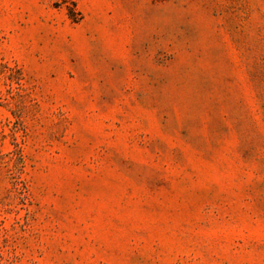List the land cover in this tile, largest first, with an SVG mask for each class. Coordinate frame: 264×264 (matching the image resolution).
Here are the masks:
<instances>
[{"label": "rangeland", "instance_id": "rangeland-1", "mask_svg": "<svg viewBox=\"0 0 264 264\" xmlns=\"http://www.w3.org/2000/svg\"><path fill=\"white\" fill-rule=\"evenodd\" d=\"M0 264H264V0H0Z\"/></svg>", "mask_w": 264, "mask_h": 264}]
</instances>
